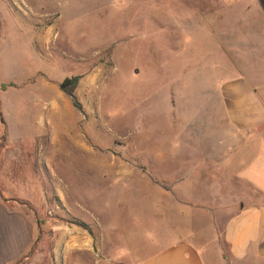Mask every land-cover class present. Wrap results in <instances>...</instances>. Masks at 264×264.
I'll list each match as a JSON object with an SVG mask.
<instances>
[{
  "label": "rangeland",
  "instance_id": "374dc122",
  "mask_svg": "<svg viewBox=\"0 0 264 264\" xmlns=\"http://www.w3.org/2000/svg\"><path fill=\"white\" fill-rule=\"evenodd\" d=\"M222 2L29 0L46 12L36 18L10 0L30 27H54L35 41L10 31L12 50L22 47L20 72L40 70L35 83L46 99L49 82L80 77L79 107L60 88L54 147L49 133L44 147L0 139L1 195L36 224L25 264H142L180 240L205 246L206 264H264L232 258L221 236L227 207H205L233 200V185L222 184L224 196L200 195V120L210 109L212 123L219 108L206 93L216 78L264 71L213 65V31L204 28H234L218 16L260 9L251 0Z\"/></svg>",
  "mask_w": 264,
  "mask_h": 264
},
{
  "label": "crops",
  "instance_id": "0c3cea01",
  "mask_svg": "<svg viewBox=\"0 0 264 264\" xmlns=\"http://www.w3.org/2000/svg\"><path fill=\"white\" fill-rule=\"evenodd\" d=\"M17 1L27 8L25 14H20L22 17L12 11L10 0H0V139L8 147L24 146L29 140L44 147L43 139L49 133L52 138H48L47 144L54 147V118L60 115V81L49 82L46 99L35 83L40 70L26 68L20 72L21 61L16 59H22V47L16 48L18 52L15 53L12 45L17 40L12 44L15 38H10V31H16L17 38L21 34L28 40L31 34L35 41L37 35L49 34L54 27L35 24L30 27L28 19L20 18L30 13L44 18L46 12L34 11L29 0ZM251 2L260 9L240 13L226 11L218 16L234 28H218L220 22H214V28H204L205 31L209 29L208 33L213 31L215 67L264 68V0ZM222 3L229 6L232 0ZM10 18L16 19L11 24L14 27H9ZM204 30L200 31L202 37ZM221 58L225 59L224 63ZM239 72L240 75L223 80L216 78L214 90L206 93L219 108L217 115L213 114L212 123L210 109L207 110L209 118L205 116L200 120V180L208 181H200L203 188L200 195L224 196L227 192L220 189L222 184L229 181L233 185L237 190L233 200L229 203L216 200L210 208L205 207L207 210L227 207L229 217L221 236L232 258L264 260V71L258 70L255 75ZM43 83L42 80V91ZM46 100L47 110L43 105ZM237 195L241 197L236 198ZM238 200L239 208L236 207ZM22 205L14 198L3 197L0 192V264H25L29 260L28 253L37 230L33 218ZM204 248L200 245L199 250L188 241L180 240L148 257L142 264H206Z\"/></svg>",
  "mask_w": 264,
  "mask_h": 264
},
{
  "label": "trees",
  "instance_id": "16d2710c",
  "mask_svg": "<svg viewBox=\"0 0 264 264\" xmlns=\"http://www.w3.org/2000/svg\"><path fill=\"white\" fill-rule=\"evenodd\" d=\"M80 81V77L78 76H74L71 78H66L61 84H60V88L63 92H65L68 96H70L73 101H74V105L76 107H79L77 105V102L75 101V89L78 85ZM14 84H10V86H13ZM3 88H6L7 85H3ZM34 245V244H33Z\"/></svg>",
  "mask_w": 264,
  "mask_h": 264
}]
</instances>
